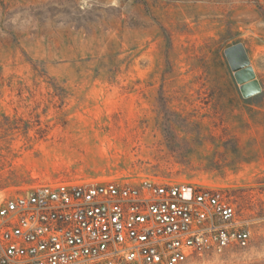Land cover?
<instances>
[{
    "label": "rangeland",
    "instance_id": "rangeland-1",
    "mask_svg": "<svg viewBox=\"0 0 264 264\" xmlns=\"http://www.w3.org/2000/svg\"><path fill=\"white\" fill-rule=\"evenodd\" d=\"M62 179L225 189L251 242L188 264H264V0H0V202Z\"/></svg>",
    "mask_w": 264,
    "mask_h": 264
},
{
    "label": "built area",
    "instance_id": "built-area-1",
    "mask_svg": "<svg viewBox=\"0 0 264 264\" xmlns=\"http://www.w3.org/2000/svg\"><path fill=\"white\" fill-rule=\"evenodd\" d=\"M251 239L234 197L201 184L62 179L0 202V264H188Z\"/></svg>",
    "mask_w": 264,
    "mask_h": 264
},
{
    "label": "water",
    "instance_id": "water-1",
    "mask_svg": "<svg viewBox=\"0 0 264 264\" xmlns=\"http://www.w3.org/2000/svg\"><path fill=\"white\" fill-rule=\"evenodd\" d=\"M225 55L237 83L241 86L243 96L250 97L258 94L261 87L256 80L255 72L243 44L239 43L226 49Z\"/></svg>",
    "mask_w": 264,
    "mask_h": 264
}]
</instances>
